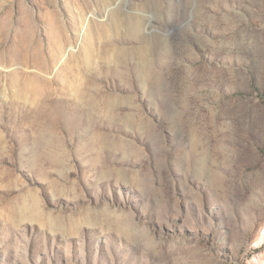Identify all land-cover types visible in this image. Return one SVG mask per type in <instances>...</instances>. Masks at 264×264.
<instances>
[{
  "label": "rangeland",
  "instance_id": "1",
  "mask_svg": "<svg viewBox=\"0 0 264 264\" xmlns=\"http://www.w3.org/2000/svg\"><path fill=\"white\" fill-rule=\"evenodd\" d=\"M0 264H264V0H0Z\"/></svg>",
  "mask_w": 264,
  "mask_h": 264
}]
</instances>
